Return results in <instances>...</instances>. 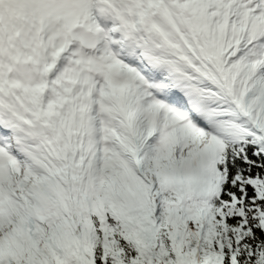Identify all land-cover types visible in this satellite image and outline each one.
Instances as JSON below:
<instances>
[{"label": "snow or ice", "instance_id": "6c2138e0", "mask_svg": "<svg viewBox=\"0 0 264 264\" xmlns=\"http://www.w3.org/2000/svg\"><path fill=\"white\" fill-rule=\"evenodd\" d=\"M230 4L186 87L128 66L104 127L0 141V264H264V0Z\"/></svg>", "mask_w": 264, "mask_h": 264}, {"label": "rangeland", "instance_id": "374dc122", "mask_svg": "<svg viewBox=\"0 0 264 264\" xmlns=\"http://www.w3.org/2000/svg\"><path fill=\"white\" fill-rule=\"evenodd\" d=\"M64 130H65V129H64ZM64 130H63V131H64Z\"/></svg>", "mask_w": 264, "mask_h": 264}]
</instances>
